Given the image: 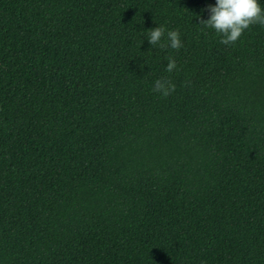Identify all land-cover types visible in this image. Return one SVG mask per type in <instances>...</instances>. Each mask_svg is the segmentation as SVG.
Listing matches in <instances>:
<instances>
[{"label":"trees","instance_id":"trees-1","mask_svg":"<svg viewBox=\"0 0 264 264\" xmlns=\"http://www.w3.org/2000/svg\"><path fill=\"white\" fill-rule=\"evenodd\" d=\"M215 3L0 0V264H264V26Z\"/></svg>","mask_w":264,"mask_h":264},{"label":"clouds","instance_id":"clouds-1","mask_svg":"<svg viewBox=\"0 0 264 264\" xmlns=\"http://www.w3.org/2000/svg\"><path fill=\"white\" fill-rule=\"evenodd\" d=\"M206 10L210 13V18L201 19L200 23L209 29H214L221 37L219 42L224 45L235 44L245 30L255 24L264 26V7L261 6L260 0H216L215 5ZM164 35L165 27L159 25L149 29L147 37L152 46L159 44L161 48L170 46L176 50L183 47L179 30L167 32L170 45L160 43ZM176 69V60L169 57L165 71L172 73ZM175 90L176 85L168 77H161L154 82L153 91L161 93L164 97H168Z\"/></svg>","mask_w":264,"mask_h":264}]
</instances>
